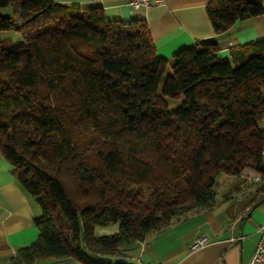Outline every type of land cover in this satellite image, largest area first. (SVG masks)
I'll use <instances>...</instances> for the list:
<instances>
[{
	"label": "trees",
	"instance_id": "16d2710c",
	"mask_svg": "<svg viewBox=\"0 0 264 264\" xmlns=\"http://www.w3.org/2000/svg\"><path fill=\"white\" fill-rule=\"evenodd\" d=\"M0 152L37 204L21 264H110L174 218L214 206L221 175L264 178V39L159 57L147 25L55 0H0ZM216 34L264 0H211ZM169 69V74L167 70ZM167 99L180 100L170 111ZM264 191V187H262ZM117 226L97 235L96 228ZM108 262V263H107Z\"/></svg>",
	"mask_w": 264,
	"mask_h": 264
},
{
	"label": "crops",
	"instance_id": "0c3cea01",
	"mask_svg": "<svg viewBox=\"0 0 264 264\" xmlns=\"http://www.w3.org/2000/svg\"><path fill=\"white\" fill-rule=\"evenodd\" d=\"M55 1L82 10L101 9L107 21H144L155 53L164 59L206 40L217 44L218 58L230 59L231 50L264 39V14L236 21L224 33L216 34L206 12L211 0H163L161 5L147 10L132 6V0ZM262 187L264 178L250 168L238 176L221 175L213 207L192 210L183 217L174 218L165 228L133 244L128 256L108 258V262L252 264L257 230L264 225ZM39 215L34 199L19 187L0 152V264H21L17 261V253L38 239L39 231L33 220ZM198 239H204V245L191 250L190 246Z\"/></svg>",
	"mask_w": 264,
	"mask_h": 264
},
{
	"label": "built area",
	"instance_id": "2783aa9c",
	"mask_svg": "<svg viewBox=\"0 0 264 264\" xmlns=\"http://www.w3.org/2000/svg\"><path fill=\"white\" fill-rule=\"evenodd\" d=\"M163 0H132L131 5L142 9H149L151 6L161 5ZM258 239L254 248L251 263L252 264H264V225L260 226L257 230ZM233 241V240H232ZM205 243L204 239L196 240L191 246V250L200 249ZM57 264H83L77 261H64Z\"/></svg>",
	"mask_w": 264,
	"mask_h": 264
},
{
	"label": "rangeland",
	"instance_id": "374dc122",
	"mask_svg": "<svg viewBox=\"0 0 264 264\" xmlns=\"http://www.w3.org/2000/svg\"><path fill=\"white\" fill-rule=\"evenodd\" d=\"M0 15L2 17H9L11 15V12L9 8H0ZM21 36L14 32H0V42L3 43H16L21 41ZM181 104L180 100H171L167 99V106L170 111L176 110ZM259 128L264 129V121L259 123ZM219 179V178H218ZM219 191V189H218ZM96 234L97 235H107L117 232V226L111 225L105 228H96ZM129 250H123L120 258L128 256Z\"/></svg>",
	"mask_w": 264,
	"mask_h": 264
}]
</instances>
